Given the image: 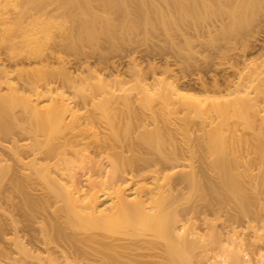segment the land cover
<instances>
[{
  "label": "bare ground",
  "instance_id": "6f19581e",
  "mask_svg": "<svg viewBox=\"0 0 264 264\" xmlns=\"http://www.w3.org/2000/svg\"><path fill=\"white\" fill-rule=\"evenodd\" d=\"M127 2L164 24L213 8L207 0ZM52 23L21 29L30 48L10 52L15 66L31 60L40 69L0 60V264H264L263 52L248 57L243 42L236 75L214 83L223 94L206 99L145 74L133 57L137 90L128 91L106 53L102 75L89 54L78 74L55 66L58 45L44 52ZM111 28L85 27L73 44L111 36ZM196 152L200 167L177 169ZM184 188L199 200L182 202ZM20 231L31 232V247Z\"/></svg>",
  "mask_w": 264,
  "mask_h": 264
},
{
  "label": "rangeland",
  "instance_id": "374dc122",
  "mask_svg": "<svg viewBox=\"0 0 264 264\" xmlns=\"http://www.w3.org/2000/svg\"><path fill=\"white\" fill-rule=\"evenodd\" d=\"M87 1L92 4L91 11L85 8L84 4ZM119 1L118 5L106 8L102 4L103 0H0V31L5 28L15 32L10 38L7 35L5 37L0 35V60H5L7 64L18 68L40 69V62H31V60L20 62L15 66L14 60L9 61L10 52L15 50V47L17 51L30 48L24 40L26 34L21 29L42 27V20L52 19L53 23L50 26L53 27L52 37L46 41L44 52H49L58 45L60 50L57 53L62 55L63 60L60 63L56 61L55 66H67L73 74H78L79 60L89 54L91 66L98 69L97 74L102 75L100 66L104 65L99 59V52H103L111 57L110 62L120 63L118 65L121 69L117 71L116 76L129 79L125 85L128 91H136L133 69L128 68L129 61L134 57L130 65H136L145 74L152 76L156 73L159 77L173 81L181 92L206 99L223 94L214 91L216 90L214 83L217 82L224 87L226 80L236 75L238 65L242 64L239 52L243 42L250 45L248 57H253L254 54L255 57L259 56L260 52L264 54V46H261L264 45V0H258L256 8L247 6L245 2L248 0H207L213 6L209 13L167 24L161 22L154 11L147 15L146 20L145 17L136 14L134 6L127 2L128 0ZM106 22H110L111 25H107ZM85 27L96 29L112 27L113 35L112 37L101 35L96 42L84 38L80 44H73ZM254 42H257L256 45ZM233 65H237L238 68L232 69ZM203 80L207 82L206 86L201 83ZM5 85L2 88L3 92L7 91ZM156 92H158L157 88H150V93ZM183 113L185 110L181 111V114ZM212 113L214 114L215 111ZM191 114L193 119L199 122L200 111L193 109ZM86 140L91 142L90 146L94 144L92 136ZM193 155L191 160L177 169L188 170L192 166L200 167L202 163L200 153L196 152ZM214 157L215 155H211L209 159L212 160ZM209 171L214 174L216 169ZM214 175L212 182L218 180ZM136 179L138 180L139 177ZM134 183L131 182L127 187L135 186ZM184 191L181 201L185 204L199 200L197 193L185 188ZM237 197L239 199V196H236L235 200ZM19 233L24 235L21 239L23 238L22 240L31 247V232ZM7 236H12V231ZM3 244L7 249L12 245L10 242Z\"/></svg>",
  "mask_w": 264,
  "mask_h": 264
}]
</instances>
